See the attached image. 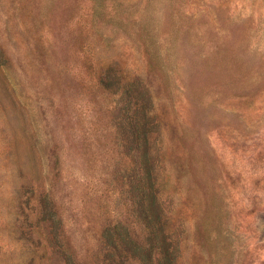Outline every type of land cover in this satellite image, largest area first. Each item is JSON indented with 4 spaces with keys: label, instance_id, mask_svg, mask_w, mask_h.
I'll use <instances>...</instances> for the list:
<instances>
[{
    "label": "rangeland",
    "instance_id": "1",
    "mask_svg": "<svg viewBox=\"0 0 264 264\" xmlns=\"http://www.w3.org/2000/svg\"><path fill=\"white\" fill-rule=\"evenodd\" d=\"M146 155L174 264H264V0H0V264L146 249Z\"/></svg>",
    "mask_w": 264,
    "mask_h": 264
},
{
    "label": "trees",
    "instance_id": "2",
    "mask_svg": "<svg viewBox=\"0 0 264 264\" xmlns=\"http://www.w3.org/2000/svg\"><path fill=\"white\" fill-rule=\"evenodd\" d=\"M147 164V155L145 156ZM147 193L140 195L137 203L140 213L145 214V227L147 230L146 245L144 249L127 233L117 232L116 236L110 232L104 233L105 246L100 252L101 264H174V245L160 228L158 214L156 213L157 192L154 186V176L147 164ZM144 202H143V201ZM143 203V204H142ZM60 254L66 264H72L65 252H52Z\"/></svg>",
    "mask_w": 264,
    "mask_h": 264
}]
</instances>
